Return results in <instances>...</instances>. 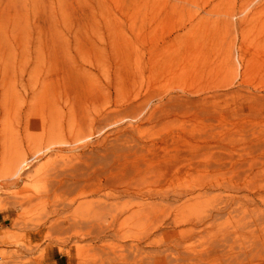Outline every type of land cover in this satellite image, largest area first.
I'll list each match as a JSON object with an SVG mask.
<instances>
[{
  "label": "bare ground",
  "instance_id": "6f19581e",
  "mask_svg": "<svg viewBox=\"0 0 264 264\" xmlns=\"http://www.w3.org/2000/svg\"><path fill=\"white\" fill-rule=\"evenodd\" d=\"M17 27H0V130L3 146L19 134L18 180L44 172L19 201L47 208L35 239L77 243L67 264H264L258 72L116 63L97 80L69 71L38 22L26 46Z\"/></svg>",
  "mask_w": 264,
  "mask_h": 264
},
{
  "label": "rangeland",
  "instance_id": "374dc122",
  "mask_svg": "<svg viewBox=\"0 0 264 264\" xmlns=\"http://www.w3.org/2000/svg\"><path fill=\"white\" fill-rule=\"evenodd\" d=\"M34 22L51 27L45 28L54 36L44 27L41 33L52 37L69 71L91 73L97 80L117 63L123 69L184 73L221 68L230 76L245 69L246 79L256 71L264 84V0H0V27L18 25L15 35L24 46L32 38ZM111 53L117 58H109ZM58 67L59 62L52 61L41 70ZM28 132L36 131L31 126ZM17 134L9 131L3 146L0 130V262L67 264L66 252L78 244L60 243L59 233H52L50 240L35 239L32 227L47 208L37 199L19 203L44 172L17 179V160L23 154ZM9 251L19 256L10 258Z\"/></svg>",
  "mask_w": 264,
  "mask_h": 264
}]
</instances>
